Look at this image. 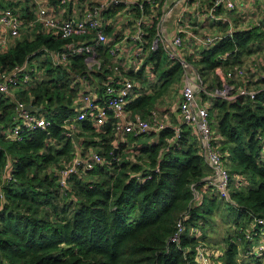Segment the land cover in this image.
<instances>
[{
    "label": "trees",
    "instance_id": "obj_1",
    "mask_svg": "<svg viewBox=\"0 0 264 264\" xmlns=\"http://www.w3.org/2000/svg\"><path fill=\"white\" fill-rule=\"evenodd\" d=\"M62 1L44 4L55 12L61 9ZM149 6L144 4L145 12L151 15L150 27H145L148 44L144 64L126 74L154 90L148 94L141 88L129 104L143 117H148L170 86L182 78L180 62L170 59L162 45L152 48L161 10ZM35 7L26 3L18 17L38 18ZM120 8L124 7L104 14L112 16ZM213 25L222 32L229 29L223 22ZM63 43L59 35L44 31L34 39L17 40L10 49L0 51V72L11 71L26 60L31 62L48 49L57 51ZM113 46L107 43L98 47L101 65L92 70L83 54L59 65L45 58L36 64L38 72L44 71L41 81L34 78L30 85L17 87L14 98L0 94V264H193L196 238L192 230L199 227L203 231L205 226L199 219L222 202L203 193L194 203L193 185L207 176V160L192 127L181 125L179 139L174 137L175 128L168 127L157 134L126 135L120 142L114 118L108 117L100 127L85 118L74 122L78 140L67 135V122L78 116L77 99L83 88L80 77L87 75L103 94L113 76ZM258 54H264V23L242 29L235 26L232 36L219 39L192 61L205 82L212 76L210 86L222 87L224 72L244 64L251 77L264 81L257 67L249 69L254 64L264 66L252 56ZM149 72L151 80L147 79ZM250 81L246 86L252 88ZM16 101L32 103L51 125L24 133L20 140L8 136L6 131L15 124ZM209 113L221 138L220 150L226 154L228 165H234L233 170L229 168L231 173L244 177L243 184L233 185L231 194L240 206L234 208L232 216L243 228L236 233V241L231 236L226 238L227 247L218 252L219 261L264 264V251L246 256V252H239L242 241H238L244 238L253 216L264 218V83L257 88L254 100L216 99ZM76 142L80 155L95 152L104 161L91 170L80 169L61 187L56 172L60 164L76 156ZM4 172L9 179L2 178ZM184 214L188 215L187 230L178 243H172L176 224Z\"/></svg>",
    "mask_w": 264,
    "mask_h": 264
},
{
    "label": "built area",
    "instance_id": "obj_2",
    "mask_svg": "<svg viewBox=\"0 0 264 264\" xmlns=\"http://www.w3.org/2000/svg\"><path fill=\"white\" fill-rule=\"evenodd\" d=\"M48 1V0H46ZM97 2V3H96ZM94 5L87 6L84 10V15L76 18L60 17L51 12L46 6L47 2H43L39 6L38 20L41 24L50 30L53 34L59 35L64 41L63 47L57 51L48 49L54 64H65L69 57L77 55H85V61L90 70L96 66H100L98 55V47L108 43L107 29L113 27L115 20L108 18L104 12L115 9L117 7H128L131 13H124V16L133 14L131 19L124 18L123 23H134V26L129 27L130 30L124 33L123 40L119 44H115L110 49L111 62L115 64L114 75L111 82L106 83L105 90L102 95L95 92L88 80L87 75H82L80 79L83 82V88L77 99L78 116L73 121H68L66 124L67 135L74 136L77 127L74 122L90 118L94 121L96 127L106 124L108 117L115 119V128L117 131L118 140L124 141L126 135H142L151 134L154 131H162L168 127L175 128V136L180 138L181 127L174 126L173 122L163 120L158 115V111H153L150 118L143 117L137 112H133L129 108L134 95L136 81L126 76H121V63L116 57L121 52L122 48L129 44H136L135 51L132 54L128 64H124L128 69L138 70L144 64V57L147 54V32L145 27H150L151 15L145 12L144 4L150 3L152 6L157 5V0H97ZM65 3V0L62 1ZM236 0H211L210 6L206 7V11L202 15H206L215 21L226 20L224 14L220 11L223 8L235 9L237 6ZM161 5V4H160ZM138 9L139 12H135ZM168 11H162L158 15L156 21V37L153 40L152 48H157L159 45L164 47L168 57L172 60L180 62L182 66V79L184 85L182 88V99L180 100L178 109L184 123L192 127L193 133L197 134L200 152L205 156L207 162L211 165L212 173L209 177L203 178L202 182L193 185L195 191L194 203L199 202L203 198V193H211V197H217L226 206L232 208L240 207L232 198L233 185H241L244 182V177L233 175L229 169L226 154L221 152L218 141L221 138L216 134L212 118L209 113V108L213 100L235 101L238 98H246L254 100L257 90L246 86L248 78L244 66H236L224 72L223 78H228L229 81L224 83L222 87H211L210 84L204 81L199 73V69L195 66L192 60H197L202 56L205 48L216 44V41L224 36H232L235 26L233 24L228 31L212 32V34L197 33L190 30L189 25H184L181 19H178L176 35L172 40L167 39L164 33V21L168 15ZM18 15L11 8H6L0 11V34L6 32V35L18 37L21 34L22 24ZM135 29L133 30V28ZM195 43V58L190 59V54L187 52V42L185 38ZM161 40V41H159ZM161 42V43H159ZM7 37L3 34L0 37V51L5 48ZM191 47V46H190ZM256 68L250 67L249 69ZM38 73L36 65H32L26 60L22 65H17L11 71H4L0 75V94L11 95L13 89L30 85L33 77ZM243 83V84H242ZM16 113L14 116V126L7 130L8 136L13 139L22 138L24 133L31 132L35 129H46L51 125L50 120H47L39 111H32L26 108L27 104L16 101ZM174 140V139H173ZM116 144L115 146H117ZM104 161V158L99 153L91 152L88 156H75L67 162H63L57 169L58 182L61 187L67 185L68 179L78 173L80 169L91 170L98 163ZM10 176L7 177L9 179ZM5 179V180H7ZM204 187L205 190H202ZM224 204V205H225ZM188 215L184 214L177 222L176 231L171 237L172 243H178L180 238L185 234L187 228L185 221ZM198 228H193V237H198ZM242 240L239 242H247L250 248L245 254H258V249L264 251V218L253 216V220L247 224V229L243 232ZM259 240V245H257ZM200 241H202L200 239ZM204 242L196 241L194 247L193 264H222L216 248L213 246L207 247ZM250 250V251H249ZM220 262H217V260ZM189 264V263H186Z\"/></svg>",
    "mask_w": 264,
    "mask_h": 264
},
{
    "label": "crops",
    "instance_id": "obj_3",
    "mask_svg": "<svg viewBox=\"0 0 264 264\" xmlns=\"http://www.w3.org/2000/svg\"><path fill=\"white\" fill-rule=\"evenodd\" d=\"M42 1L48 2L49 0L48 1H46V0H25V2H23V3L21 0H0V3L3 5V6H0V11H2L3 9L11 7L15 11V13L17 15H19V17H21L22 12H23V10H22L23 6L26 5V3H29V5H36L35 10H37V12L39 13V10H38L39 9V3ZM88 1L89 0H68L65 4H62V7L60 10H57L55 12L51 8L52 6L50 5L51 6L50 11L55 13L56 15H58L60 17L64 16L65 18H76L77 16L84 15V9L82 7L84 5L86 6L88 4ZM236 1H237V3H236L237 6L235 9L223 8V10L220 11L222 14H224V18H226V20H223L220 22L215 21L209 17H206L205 14L202 15L206 11V7L210 6L211 0H157L158 4L154 5V6L159 8L161 10V12L170 10V12L166 16V19H165L164 24H163L164 25V33H165L167 39H169V40H172V38L176 35V28L178 25V23H177L178 19H181L183 21L184 25H189L190 30L195 31L197 33H202V35H205V33L212 34V32H222L221 29H219L217 26L213 25V24H217V23H221V22H223L224 24H227L228 28H230L231 25L233 24V26L234 25L238 26L241 29L243 27L245 28V27H248L251 25H260V24L264 23V0H236ZM8 3H12V4H14V6L13 7L9 6ZM149 7H151V4ZM149 11H150V9H149ZM151 11H156V10L152 9ZM131 12H130V9L128 7H126V9L121 8L120 11L113 13L112 16H108V18L115 20L113 27H109L107 29L108 43H111V41L113 39L111 37V34L113 36L116 32H118V31L120 32V30L121 31L125 30V32H127V30H130V29H124V26L122 23L124 21V18H126V20H127V19H131L132 16H134L133 14H131V16H129L127 14H126V16H124V13H131ZM21 21H22L21 24H22L23 29L21 31V34L18 37H12V36L6 35V32H2L0 34L1 38H3V34L7 37V43L5 44V47L7 48V50L10 49V46L13 45L17 40H21L23 38L34 39L35 36L38 33H40L41 31H44L47 34L52 33L50 30H48L47 28H45L41 24V22L38 20V18H31L30 20H27L26 18H21ZM123 36H124V34H123ZM123 36L117 42L114 41L113 44L114 45L119 44L123 40ZM185 42H187V52L186 53L190 54V57H189L190 59H194L195 58V52L193 49L196 46L195 43L192 42L189 39V37H187V39L185 38ZM135 48H136V44L129 43L122 48L121 52L116 57V59H118L119 62L121 63V72H122V74L120 73L121 76L129 77L126 75L127 73H130L132 71H136L134 69H132V70L128 69L126 66H124V64L129 63L127 61L132 59V54L135 51ZM146 55H145V57H146ZM252 56L256 60H258L260 63L264 62V59H262L264 57V54H261V55L258 54V55H252ZM252 56H251V58H253ZM145 57H144V59H145ZM45 58L51 59L50 54L44 53L40 57L34 58L31 62V64L36 65V63H38L37 62L38 60L40 61V59H45ZM42 74H44V71L39 70V72L35 76L36 82L41 81ZM113 75H114V67H113ZM152 78H153V75H151V73L149 72L147 74V79L151 80ZM249 79H250V77L248 78V80ZM134 81H136V80H134ZM226 81H229V79L225 78L224 83ZM91 85L94 88L93 90L95 92L97 91L100 95H102V93L99 92L97 84L94 85L91 83ZM183 85H184V79H182V78L177 83L171 85L169 90H168V93L170 92V89H172V88H176V92H177L176 97H174L175 99L172 102V106L170 105V107H169V105H167V107L164 106V107L160 108V106H161L160 102L161 101H163L164 103H167V101H166V99L168 98L167 97L168 93H167V95H163L161 97V99L155 104V108L152 109V111L150 112L148 117L149 118L151 117L153 111H158L157 113H158L159 117H161L163 120H169L170 123L173 122L174 126H181L183 124H186L183 122V120L181 118L182 116H180V111L178 109V105H179L178 102H180V100L182 99L181 95H182ZM141 88H143V91L144 92L146 91L145 93H148V94H150L151 91H154L152 88H149L147 86H143L142 83H139L136 81V87H135V91H134V95L132 97V100L135 96H137L141 92ZM15 93H16V88L13 89L10 96L12 98H14ZM30 104L33 105L32 103H30ZM148 117H146V118H148ZM154 132L157 134L158 131H154ZM195 136H197V134H195ZM153 139H157V136ZM172 141L174 142V140H172ZM74 153L77 156H80V154H81V147L79 146L78 143H77V147L74 149ZM206 164H207L206 165V171H207L206 177H209V175L212 173L211 165L207 161H206ZM2 176H3L2 178L4 180L7 179V177L9 176L8 172H4ZM201 189L205 190L204 187H201Z\"/></svg>",
    "mask_w": 264,
    "mask_h": 264
},
{
    "label": "rangeland",
    "instance_id": "obj_4",
    "mask_svg": "<svg viewBox=\"0 0 264 264\" xmlns=\"http://www.w3.org/2000/svg\"><path fill=\"white\" fill-rule=\"evenodd\" d=\"M21 1H22V3L25 2V0H21ZM96 1L97 0H89L88 4L86 6L84 5L83 7L92 6L95 4ZM120 10H121V8L117 9V11H120ZM122 24L124 26V29H130L129 27L134 26L133 22L122 23ZM134 29H135V27L133 28V30ZM124 32H125V30H123V31L120 30V32L119 31L116 32L113 36L111 34V37L113 38L111 43H114V41L117 42L123 36ZM159 41H161V40H159ZM159 43H161V42H159ZM32 60H31V62H32ZM42 60L43 59H40V61L38 60L37 62L40 64ZM38 63H36V64L38 65ZM256 67L259 69L260 72H262L264 74V66L260 67V66L256 65ZM244 68L246 69V64H244ZM246 72H247V77L251 78L250 85L254 86L251 89L257 90V88L262 87V85L264 83V81H262V79L257 78V77H251L249 75V71L247 69H246ZM0 75H1V73H0ZM41 78H44V74H42ZM33 80H34V77H33ZM212 80H213V77L210 76L209 80L207 82L210 84H213ZM176 94H177L176 88L170 89V92L168 93V96H167L168 98L166 99L167 103H164L163 101H161L160 102V105H161L160 108L164 107V106L167 107V105H169V107H170V105L172 106V102L174 101V99H175L174 97H176ZM122 157H124V156L122 155ZM229 168L233 170L234 165L233 164L229 165ZM210 195H212V194L211 193L208 194L209 198L211 197ZM207 203H206V205H207ZM224 204L225 203L222 202L221 205L219 204V206H216V208L210 213V215H206L205 217L199 219V223L200 224L204 223L205 228L202 231L198 227V230H197L198 237L196 238V241L204 242L205 244L208 245L207 247L213 246L217 250H221V251L225 250V248L227 247L226 238L231 236V239H234V241H236L237 240L236 233H239V231L243 228V227H238L235 224L234 215L232 216V211L234 210V208L226 206V204L225 205ZM247 224H249V222ZM200 239L202 241H200ZM257 243H258L257 245L260 244L259 240ZM239 248H240L239 252H241V254H244L250 248V244L247 242L240 243ZM258 250H259L258 253L262 252V251H260V249H258ZM217 254H218V252H217ZM238 257L240 260L242 259V256L240 254L238 255ZM216 260H217V262H219L218 259H216Z\"/></svg>",
    "mask_w": 264,
    "mask_h": 264
},
{
    "label": "water",
    "instance_id": "obj_5",
    "mask_svg": "<svg viewBox=\"0 0 264 264\" xmlns=\"http://www.w3.org/2000/svg\"><path fill=\"white\" fill-rule=\"evenodd\" d=\"M26 108L27 109H29V110H32V111H39V110H37L33 105H31V104H28L27 106H26ZM73 137H76L75 135L73 136ZM77 138V137H76Z\"/></svg>",
    "mask_w": 264,
    "mask_h": 264
},
{
    "label": "clouds",
    "instance_id": "obj_6",
    "mask_svg": "<svg viewBox=\"0 0 264 264\" xmlns=\"http://www.w3.org/2000/svg\"><path fill=\"white\" fill-rule=\"evenodd\" d=\"M40 111V110H39Z\"/></svg>",
    "mask_w": 264,
    "mask_h": 264
}]
</instances>
